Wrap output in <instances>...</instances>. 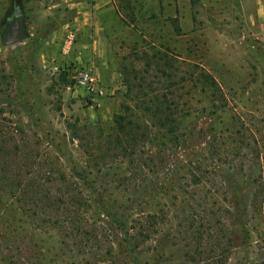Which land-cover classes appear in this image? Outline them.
<instances>
[{
    "label": "rangeland",
    "instance_id": "obj_1",
    "mask_svg": "<svg viewBox=\"0 0 264 264\" xmlns=\"http://www.w3.org/2000/svg\"><path fill=\"white\" fill-rule=\"evenodd\" d=\"M168 2L110 0L96 10L93 0H0V139H38L43 155L58 159L66 174H80L95 232L89 241L62 239L58 226L44 228L3 199L0 264H183L200 243L197 227L215 253L218 238L230 240L226 264H264V33L247 30L232 0H193L187 14L176 15ZM86 9L100 24L99 50L108 56L101 73L75 45L63 50ZM14 13L26 38L6 47ZM156 53L167 73L177 66L186 76L204 71L216 87L185 83L182 135L154 130L145 172L143 156L131 176L127 162L100 174L87 170L76 139L109 133L124 105L131 107L122 74H153L144 69ZM76 63L90 70L93 92L75 88ZM190 174L202 182L194 185ZM148 215L157 223L149 238L138 232L148 228Z\"/></svg>",
    "mask_w": 264,
    "mask_h": 264
},
{
    "label": "trees",
    "instance_id": "obj_2",
    "mask_svg": "<svg viewBox=\"0 0 264 264\" xmlns=\"http://www.w3.org/2000/svg\"><path fill=\"white\" fill-rule=\"evenodd\" d=\"M147 61L144 70L154 71L153 74H122L126 99L131 107L124 105V115L114 119L109 133L102 135L95 132L93 135L97 139H91L93 137L89 133L88 139H76L88 161L87 170H95V174H100L116 163L127 162L126 171L131 176L134 160L143 156L145 166L142 164L139 172H145L147 163L150 165L145 150L153 131L158 129L170 136L182 135L179 129L180 116L188 111L185 112L182 105L188 100L181 93L185 83L195 86L202 79L208 86L216 87L214 80L204 71H199V78L193 77L191 73L182 75L179 66L174 73H167L163 69L166 62L157 53ZM145 118L150 121H144ZM40 146L38 139H0V202L3 199L15 201L23 215L28 216L30 221L41 225L44 223V228L47 225L58 226L62 239H75L83 235L89 241L95 232L89 229L86 219L89 199L83 194L85 179L80 174H66L58 159L52 160L43 155ZM189 177L194 185L202 182L199 175L190 174ZM144 219L148 228L147 225L140 226L139 236L152 237L155 233L152 229L157 225L156 217L148 215ZM197 234L200 243L185 255L183 264H226L230 256V240L222 235L229 242L222 243V237L218 238L215 246H219L220 251L215 253L212 248H205L209 244L204 242L198 227ZM133 243L138 245L135 240Z\"/></svg>",
    "mask_w": 264,
    "mask_h": 264
},
{
    "label": "crops",
    "instance_id": "obj_3",
    "mask_svg": "<svg viewBox=\"0 0 264 264\" xmlns=\"http://www.w3.org/2000/svg\"><path fill=\"white\" fill-rule=\"evenodd\" d=\"M168 8L170 15H176L177 12L187 14L188 9L192 7L193 0H168ZM205 1V0H204ZM212 5L220 6L222 2L227 0H208ZM230 1V0H229ZM233 6L238 10V15L244 18L243 23L247 30L253 34L257 32L264 33V0H232ZM94 7L102 9L110 0H93ZM91 9H86L72 22V28L80 40L75 44L77 53L83 58L84 62H89L94 71L104 72L102 67L106 66L108 60L107 52L103 56L100 53V47L103 46V38L101 34L100 24L90 17ZM248 26V27H247ZM78 62L79 58H77Z\"/></svg>",
    "mask_w": 264,
    "mask_h": 264
},
{
    "label": "built area",
    "instance_id": "obj_4",
    "mask_svg": "<svg viewBox=\"0 0 264 264\" xmlns=\"http://www.w3.org/2000/svg\"><path fill=\"white\" fill-rule=\"evenodd\" d=\"M76 43V35L73 32H69L64 40L63 50L65 53L69 52ZM74 71V86L77 89L85 91L86 93L93 92L95 88V81L91 75L89 69H81L77 63L73 65Z\"/></svg>",
    "mask_w": 264,
    "mask_h": 264
},
{
    "label": "water",
    "instance_id": "obj_5",
    "mask_svg": "<svg viewBox=\"0 0 264 264\" xmlns=\"http://www.w3.org/2000/svg\"><path fill=\"white\" fill-rule=\"evenodd\" d=\"M17 15L18 14L15 13L14 17H17ZM25 38L26 35L22 30L20 22L15 20L9 27V30L3 35L2 45L8 47L22 42Z\"/></svg>",
    "mask_w": 264,
    "mask_h": 264
},
{
    "label": "flooded vegetation",
    "instance_id": "obj_6",
    "mask_svg": "<svg viewBox=\"0 0 264 264\" xmlns=\"http://www.w3.org/2000/svg\"><path fill=\"white\" fill-rule=\"evenodd\" d=\"M15 15V13H14ZM14 17V16H13ZM15 20H18L20 22V19L17 15V17H14L9 23H7V26L5 27V31H4V34L9 30V27L11 26V24L15 21ZM21 24V22H20ZM21 27H22V24H21ZM23 29V28H22Z\"/></svg>",
    "mask_w": 264,
    "mask_h": 264
}]
</instances>
